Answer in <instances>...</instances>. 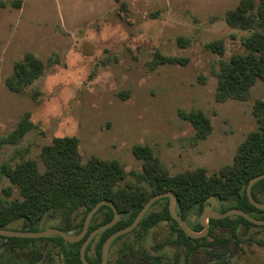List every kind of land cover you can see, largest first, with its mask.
Here are the masks:
<instances>
[{
  "label": "rangeland",
  "instance_id": "obj_1",
  "mask_svg": "<svg viewBox=\"0 0 264 264\" xmlns=\"http://www.w3.org/2000/svg\"><path fill=\"white\" fill-rule=\"evenodd\" d=\"M0 1V140L24 112L33 124L15 143L0 142V198L6 201L16 187L2 165L40 164L42 147L58 136H75L83 161L119 162L124 185L141 170L134 145L150 146L170 175L197 168L211 174L232 162L255 127L251 107L264 99V82L257 81L245 101H216L213 71L220 56L206 47L222 39L224 57L243 50L249 30L224 19L239 0H21L19 7ZM26 51L47 66L12 92L5 80ZM155 51L185 61L152 68ZM193 110L211 126L198 141L181 115Z\"/></svg>",
  "mask_w": 264,
  "mask_h": 264
},
{
  "label": "trees",
  "instance_id": "obj_2",
  "mask_svg": "<svg viewBox=\"0 0 264 264\" xmlns=\"http://www.w3.org/2000/svg\"><path fill=\"white\" fill-rule=\"evenodd\" d=\"M11 3L13 7H19L21 0H12ZM0 5L5 6V2L0 1ZM224 19L232 27L249 30V34L241 39L243 50L228 57H224L222 39L206 44L220 56L218 67L213 71L216 77L215 99L218 102L231 99L245 101L250 97L254 84L264 82V0H239L234 7L226 10ZM184 61L181 57L165 56L155 51L150 66L154 68L161 63ZM46 66L33 52L26 51L13 63L5 83L10 91L21 92L43 74ZM251 112L255 120L254 129L239 143L232 162L211 174L197 168L170 175L150 146L134 145L133 154L142 163L141 170L133 172V175L141 177L144 186H130V181L121 185L126 172L116 160L89 156L83 161L75 136L55 137L50 144L42 147L40 164L28 159L12 166L2 165L1 173L21 192V197L11 202L0 198V217H9L24 210L40 212L46 207L58 205L83 208L84 216L101 199L116 200L119 204L125 201L127 196L116 194L117 191L145 193L143 196L130 194V217L126 221L129 223L154 191L173 190L180 200L187 201L186 206L193 200L201 201L209 194L224 197L237 195L241 184L252 176L264 173V99L255 100ZM181 115L192 124L194 141L206 138L211 126L202 111L193 110ZM29 117V113L24 112L13 130L0 142L18 141L33 126ZM148 213L141 218L137 229L144 230ZM166 215L169 216L167 210Z\"/></svg>",
  "mask_w": 264,
  "mask_h": 264
},
{
  "label": "flooded vegetation",
  "instance_id": "obj_3",
  "mask_svg": "<svg viewBox=\"0 0 264 264\" xmlns=\"http://www.w3.org/2000/svg\"><path fill=\"white\" fill-rule=\"evenodd\" d=\"M140 178L131 176L130 186H144V180ZM250 178L241 184L237 195L229 194L224 197L209 194L201 201H191L189 206L185 205L187 201L180 200L179 195L169 189L154 191L150 197L171 191L174 212L194 233L204 229L201 214L206 207L218 213L236 208L254 219L264 220V208L256 206L248 197L246 186ZM142 180L143 183L140 184ZM115 193L127 198L120 204L116 200L101 199L112 205H100L84 232L85 216L92 207L84 216L83 208L71 209L58 205L46 207L40 212L24 210L9 217H0V264H83L79 254L82 243L90 232L110 222L116 209V221L98 231L85 247V259L91 264H100L102 245L106 238L132 222L126 223L130 217V194H145L139 191ZM7 195L8 201H13L21 197V192L16 189ZM250 195L255 202L264 204V178L251 185ZM169 204L168 195L155 199L144 213L149 212L144 230L137 229V224L132 230L116 236L108 246L104 264H264V224L253 223L237 214L223 218L207 216L206 233L200 237H192L184 232L179 222L170 214ZM166 210L169 216L166 215ZM53 229L70 237L78 234L81 237L69 240L50 232ZM47 231V234L34 236L18 234Z\"/></svg>",
  "mask_w": 264,
  "mask_h": 264
},
{
  "label": "water",
  "instance_id": "obj_4",
  "mask_svg": "<svg viewBox=\"0 0 264 264\" xmlns=\"http://www.w3.org/2000/svg\"><path fill=\"white\" fill-rule=\"evenodd\" d=\"M260 178H264V174H258V175H255L253 176L252 178H250V180L248 181V184L246 186V191H247V194H248V197L249 199L251 200L252 203H254L256 206L260 207V208H264V204H259L257 202H255L252 198H251V195H250V187L251 185L258 179ZM163 195H168L170 197V204H169V211H170V214L179 222V224L181 225L182 229L184 230V232L189 235V236H192V237H200V236H203L206 231H207V224L205 222V219L207 216L209 217H214V218H223V217H226L228 215H233V214H237V215H241L243 216L244 218L248 219L249 221L253 222V223H256V224H264V220H258V219H254L252 217H250L248 214H246L244 211L240 210V209H236V208H232V209H229L223 213H218V212H215L213 210H211L210 207H206L204 209V212L201 214V219H202V223H203V226H204V229L200 232H197V233H194L192 232L187 226L186 224L184 223V221L174 212V200H173V193L171 191H167V192H164V193H158V194H155L154 196L150 197L144 204L143 206L140 208V210L138 211V213L136 214V216L134 217V219L132 220V222L130 224H128L127 226L123 227V228H120L118 229L117 231L113 232L112 234H110L106 240L104 241L103 245H102V261L100 264H104L105 263V260H106V255H107V250H108V246L110 244V242L118 235L122 234V233H125L129 230H132L137 224L138 222L140 221V219L142 218V216L144 215V213L148 210V208L150 207V205L152 204V202L163 196ZM102 204H109V205H112L109 201L107 200H99L86 214L85 216V220H84V224H83V229H82V232H84L87 228V224L91 218V216L93 215V213L98 209V207ZM117 219V212H116V209H115V214H114V217L113 219L94 229L92 232L89 233V235L87 236L86 240L82 243L81 247H80V251H79V254H80V259L82 261L83 264H91L89 263L86 259H85V247L87 245V243L90 241V239L100 230L104 229V228H107L109 227L110 225H112ZM49 231L47 232H41V233H18V234H21V235H24V236H34V235H42V234H47ZM50 232H55V233H58L60 235H62L63 237L69 239V240H78L80 237H81V234H78L77 236H68L67 234H65L64 232L60 231V230H51Z\"/></svg>",
  "mask_w": 264,
  "mask_h": 264
}]
</instances>
